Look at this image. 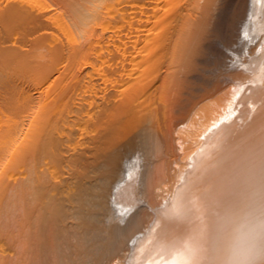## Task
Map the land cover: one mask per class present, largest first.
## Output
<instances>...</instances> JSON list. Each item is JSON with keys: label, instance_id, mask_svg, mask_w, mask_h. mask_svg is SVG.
<instances>
[{"label": "bare ground", "instance_id": "6f19581e", "mask_svg": "<svg viewBox=\"0 0 264 264\" xmlns=\"http://www.w3.org/2000/svg\"><path fill=\"white\" fill-rule=\"evenodd\" d=\"M19 1L0 32L44 33L0 45V264H264V0Z\"/></svg>", "mask_w": 264, "mask_h": 264}, {"label": "rangeland", "instance_id": "374dc122", "mask_svg": "<svg viewBox=\"0 0 264 264\" xmlns=\"http://www.w3.org/2000/svg\"><path fill=\"white\" fill-rule=\"evenodd\" d=\"M17 1V2H16ZM18 1L19 0H0V6L1 5H3L4 3L5 4H14L15 2L16 3H18ZM59 0H20L19 1V3H21V5H25V7H24V5H23V7L26 9V8H28V9H31L32 7H37V8H41L40 10L42 11V13L43 12H45V9L46 8H44V6H46L47 4H55L56 2H58ZM9 5H7V6H9ZM4 7H5V5H3ZM2 7V6H1ZM1 7H0V12H1ZM2 9H3V7H2ZM0 15H1V13H0ZM40 16H41V14H40ZM40 16H39V18H40ZM23 25H25V26H23ZM21 26V27H20ZM20 26L19 25H16V26H10V27H7L6 28V30H5V28H3L4 30H1V32H0V35H1V39H0V41L2 40H4L5 38V40H4V42H2L1 41V43H0V45H2V46H4V47H9V46H11V44L12 43H14V45L15 44H17V42L18 43H20L21 45H25L24 46V48H26L27 47V49H29V50H31V49H33V46H32V44H29V43H31V39H32V36H34L35 34L37 35V34H42V33H44V32H41V31H43V28H42V30H40V31H38V32H33L34 31V29L30 26V25H26V24H20ZM28 26V27H27ZM51 26V24L49 25V27ZM8 28H11V29H8ZM47 29H48V27H47ZM53 31H54V29H52ZM4 31V32H3ZM6 32V33H5ZM59 31H56L55 30V33L57 34V35H60L59 33H58ZM47 35V34H46ZM45 35V36H46ZM52 37H53V35H51V34H49V35H47V38L45 37L44 39H45V41H47V42H50V38L52 39ZM61 37V36H60ZM29 39V40H28ZM49 40V41H48ZM30 41V42H29ZM16 42V43H15ZM22 42V43H21ZM29 42V43H28ZM9 43V45H7ZM11 43V44H10ZM27 43V44H26ZM4 44V45H3ZM19 44V45H20ZM31 45V46H30ZM16 47H18V44L17 45H15ZM36 48H38V47H35L34 49H36ZM37 50H39V48L38 49H36V50H33L31 53L32 54H34L35 53V51L37 52ZM168 188V187H167ZM168 190H170L169 192H171V191H173L172 190V188H168ZM167 190V191H168ZM145 201H147V198H146V200ZM143 202L144 204H146V202ZM144 204H142V202H141V205L142 206H144ZM143 208V209H142ZM141 209L144 211V212H146L145 210H146V206H144V207H142ZM140 210V209H139ZM142 210H140V212H138V215H137V217H139L140 216V214H141V211ZM144 212H143V214H144ZM142 214V216H144ZM142 216H140V219H137V217H136V219H135V224L136 225H139V224H141V223H146V221L148 222V220L149 219H151V217L149 218V215L148 216H144L143 217V219H142ZM147 218V219H146ZM145 220V221H144ZM139 227L141 228L142 227V225L140 226L139 225ZM123 242L124 241H122V242H120V244L119 245H117V246H120V247H122V250H121V248L120 247H115L114 249H111V251H110V248L109 247H107L106 246V248H105V246H103L104 248L103 249H105L104 251L103 250H101L102 248H100L101 247V245H97V246H95V248H96V253H95V261L94 260H90L89 259V261L87 262V261H85L86 263H84V260H81V261H77V258L76 257H74V255H73V257H71L70 259H68V261H70V260H72V261H74V262H72V261H70V262H66V261H61V260H59V262L58 263H56V264H125L124 263V261H125V259H126V253L123 255V250H124V247H125V242H124V244H123ZM99 247V248H98ZM120 248V249H119ZM130 253V252H129ZM58 255H61L60 253H58L57 254V256ZM62 263H61V262ZM93 261V262H92ZM95 262V263H94Z\"/></svg>", "mask_w": 264, "mask_h": 264}, {"label": "snow or ice", "instance_id": "6c2138e0", "mask_svg": "<svg viewBox=\"0 0 264 264\" xmlns=\"http://www.w3.org/2000/svg\"><path fill=\"white\" fill-rule=\"evenodd\" d=\"M259 196L261 199V205L264 207V157H262L261 161Z\"/></svg>", "mask_w": 264, "mask_h": 264}]
</instances>
